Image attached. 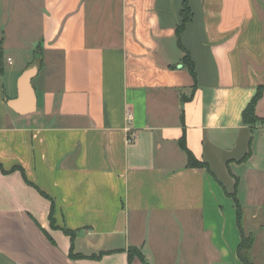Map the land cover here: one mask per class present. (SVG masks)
I'll use <instances>...</instances> for the list:
<instances>
[{
	"label": "crops",
	"instance_id": "1",
	"mask_svg": "<svg viewBox=\"0 0 264 264\" xmlns=\"http://www.w3.org/2000/svg\"><path fill=\"white\" fill-rule=\"evenodd\" d=\"M260 86L264 0H0V264H264Z\"/></svg>",
	"mask_w": 264,
	"mask_h": 264
},
{
	"label": "trees",
	"instance_id": "2",
	"mask_svg": "<svg viewBox=\"0 0 264 264\" xmlns=\"http://www.w3.org/2000/svg\"><path fill=\"white\" fill-rule=\"evenodd\" d=\"M182 15V22L178 25L177 27V37L180 39L181 32L183 31L186 23L191 19L192 17V12L187 4V2L184 4V8L182 9L181 12ZM184 61L187 64L190 72L192 75L195 77V67L194 63L192 62L190 55L186 52ZM262 90H264V86H260L258 90V94L254 97V99L250 102V104L247 106L245 109L243 116H244V121L248 124L254 123L257 120L256 114H255V103L261 94ZM181 145L182 147L187 151L188 153V160H189V165L193 167H208L207 164L203 161H200L196 158V156L187 148L186 142L184 139L181 140ZM237 206H238V220L241 223L242 219V208L240 204L237 201ZM53 221V218H52ZM241 225V224H240ZM65 232L72 234L74 231L65 229ZM242 233V240L241 243L238 247V255L240 259L242 260L243 264H256L252 253H251V248H252V241L253 237L251 234H246L243 229L241 230ZM136 252H139L137 249L132 248L130 250V258L135 255Z\"/></svg>",
	"mask_w": 264,
	"mask_h": 264
},
{
	"label": "water",
	"instance_id": "3",
	"mask_svg": "<svg viewBox=\"0 0 264 264\" xmlns=\"http://www.w3.org/2000/svg\"><path fill=\"white\" fill-rule=\"evenodd\" d=\"M38 69V64H34L21 74L18 79V95L8 101V106L19 114H32L37 109L38 99L32 81L37 75Z\"/></svg>",
	"mask_w": 264,
	"mask_h": 264
},
{
	"label": "rangeland",
	"instance_id": "4",
	"mask_svg": "<svg viewBox=\"0 0 264 264\" xmlns=\"http://www.w3.org/2000/svg\"><path fill=\"white\" fill-rule=\"evenodd\" d=\"M18 55H19V54H18ZM20 55H21V54H20ZM32 55H33V54H32ZM16 56H17V55H16ZM19 59H20V57H18L17 63L20 61ZM8 63H9V62L6 63L7 71H8V68L10 67V65H9ZM35 64H38V62L36 61ZM7 74H8V72H7ZM6 82H7V88H8V91L12 94V88L9 86V85L12 83V81H11V78H10L9 75H7V77H6Z\"/></svg>",
	"mask_w": 264,
	"mask_h": 264
},
{
	"label": "built area",
	"instance_id": "5",
	"mask_svg": "<svg viewBox=\"0 0 264 264\" xmlns=\"http://www.w3.org/2000/svg\"><path fill=\"white\" fill-rule=\"evenodd\" d=\"M131 118H132V114L130 113L128 119L131 120Z\"/></svg>",
	"mask_w": 264,
	"mask_h": 264
}]
</instances>
